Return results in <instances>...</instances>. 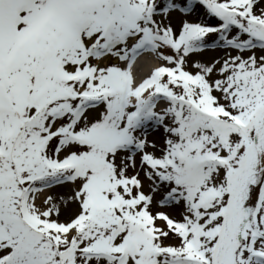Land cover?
I'll use <instances>...</instances> for the list:
<instances>
[{
	"label": "snow or ice",
	"instance_id": "1",
	"mask_svg": "<svg viewBox=\"0 0 264 264\" xmlns=\"http://www.w3.org/2000/svg\"><path fill=\"white\" fill-rule=\"evenodd\" d=\"M0 264H264V0H0Z\"/></svg>",
	"mask_w": 264,
	"mask_h": 264
},
{
	"label": "rangeland",
	"instance_id": "2",
	"mask_svg": "<svg viewBox=\"0 0 264 264\" xmlns=\"http://www.w3.org/2000/svg\"><path fill=\"white\" fill-rule=\"evenodd\" d=\"M206 56H215V55H222V51L215 50V51H207L205 53Z\"/></svg>",
	"mask_w": 264,
	"mask_h": 264
}]
</instances>
